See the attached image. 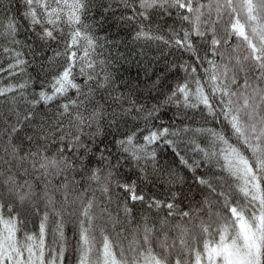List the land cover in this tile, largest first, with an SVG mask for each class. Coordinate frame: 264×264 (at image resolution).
Returning <instances> with one entry per match:
<instances>
[{
    "label": "snow or ice",
    "instance_id": "snow-or-ice-1",
    "mask_svg": "<svg viewBox=\"0 0 264 264\" xmlns=\"http://www.w3.org/2000/svg\"><path fill=\"white\" fill-rule=\"evenodd\" d=\"M9 3L18 15L0 16V38L14 63L0 73L14 76L29 63L16 45L35 49L49 68L61 56L64 64L30 98L27 81L0 87L3 97L20 90L25 105L0 109V264H64L65 215L77 223L76 264H264V0ZM93 8L133 28V41L162 40L194 63L122 81L110 71L111 54L97 51ZM166 19L189 27H170L167 40L153 34ZM22 25L32 43L18 39ZM177 68L187 76L165 94ZM142 88L157 100L151 107L140 102ZM181 97L223 125L182 130L210 138L207 147L187 142L200 156L191 163L172 139L179 130L150 127ZM165 146L186 171L163 162L157 149ZM29 214L41 217L38 232L25 230ZM50 215L59 218V238L46 244Z\"/></svg>",
    "mask_w": 264,
    "mask_h": 264
},
{
    "label": "trees",
    "instance_id": "trees-1",
    "mask_svg": "<svg viewBox=\"0 0 264 264\" xmlns=\"http://www.w3.org/2000/svg\"><path fill=\"white\" fill-rule=\"evenodd\" d=\"M15 7V4H10L9 0H0V16L8 15L10 17L18 15ZM93 14L96 15V19H92L90 16L88 22L93 25L95 35L100 38L99 43L103 45V48L97 49L98 52H103L104 54V56L100 58L103 59L111 54L112 61L110 71L115 76L121 78L122 81L135 82L140 80L143 82L145 79L143 73L144 68H148L150 71L154 69L157 73H159L162 71L165 64L180 65L185 62L194 63L190 54L186 51L166 45L162 40L133 41V28L117 25L114 18L105 22L101 17H99L96 8H93ZM118 15L119 11H117V16ZM97 21H99L98 25ZM165 24L168 27H165ZM170 27H175V29L179 31L181 27L188 28L189 25L181 24L180 22H177L174 25L171 19H166L165 21H161L160 27L153 25V34L161 35L166 40L171 39L169 31ZM65 32L67 33V28H65ZM27 36L28 32L26 25H22L18 39L25 42V44L32 43L34 38L33 40H27ZM117 42H119L118 45ZM4 46L11 47L7 44V41L0 38V66L7 68L9 63H14V60L9 53L2 51V47ZM15 47L18 51L24 53L21 58L29 63L23 66L24 71L17 68L15 70L16 75L14 76L10 77L7 72L0 73V87H7L8 84H20L27 81L28 87H26L23 91L25 97L30 98L31 94L38 90L42 83L50 81L53 75L58 74V70H62V68H58L57 66L64 64V57L61 56L58 58L56 65L49 68L47 61H43L42 57L32 55V52L35 51V49L30 50L28 47L23 45H16ZM52 47L56 48L57 46L53 43ZM60 50L63 51L62 45ZM206 51L207 46L205 45L200 48L199 54L204 56ZM117 52L123 58L117 59ZM47 55H51V52H48ZM41 63L44 64L43 68L41 67ZM204 67H207V64H205ZM197 74L200 75L203 80V68H198ZM186 76L187 74L179 68L171 72L168 75L167 80L164 82V93L167 94L169 89L176 83H183ZM191 87L194 89L195 85H191ZM19 91L20 90L8 93L6 97L0 96V109L5 111L11 107H19L22 109L25 105L24 101L20 98ZM205 91L208 92L209 89L206 88ZM141 92L142 95L140 96V102L148 105L149 107H151L153 103L157 102L154 96L149 95V92L146 89L142 88ZM160 99H163V97H160ZM182 99L183 98L181 97V103L179 104H169L163 107L158 113L159 119L151 121L150 127L155 126L156 129H159L160 127H167L170 131L179 130L180 135L178 137H173L172 139L180 141L179 146L181 149V155H184L191 163L193 159H200V156L191 150L192 146L187 142L189 140H195L196 144H199L201 147H207L210 138L207 132L193 133L192 131H189L188 133H184L182 130L185 127L189 129L199 128L220 130L223 128V125L217 123L211 116L208 115L207 109L203 104L198 105L196 108H186L182 103ZM190 102L195 103L196 101L192 99ZM140 127H144L142 121L140 123ZM128 128L131 129L132 125L129 124ZM144 134L147 133L145 132ZM157 151L158 155L165 164H171L173 167L186 171L183 169V166L180 165L179 158L172 152L171 148L165 146L162 151L161 149H157ZM114 207L115 205H113V208ZM68 211H71V208H69ZM134 215L137 219L139 218L138 208L134 209ZM27 219L29 222L25 230L28 232H38L41 217L39 215L29 214ZM58 220L59 218L54 215L49 216V220L46 225V244L51 241L53 233H55L56 237L59 238V233L55 232ZM63 231L67 241L64 264H76V256L74 255L73 249L75 242L78 239V228L75 219H68L67 215H65Z\"/></svg>",
    "mask_w": 264,
    "mask_h": 264
}]
</instances>
